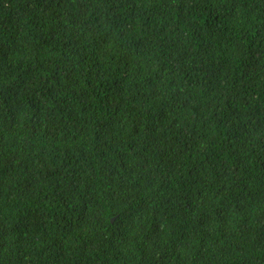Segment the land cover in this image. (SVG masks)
Instances as JSON below:
<instances>
[{
    "label": "trees",
    "instance_id": "1",
    "mask_svg": "<svg viewBox=\"0 0 264 264\" xmlns=\"http://www.w3.org/2000/svg\"><path fill=\"white\" fill-rule=\"evenodd\" d=\"M0 264H264V0H0Z\"/></svg>",
    "mask_w": 264,
    "mask_h": 264
}]
</instances>
